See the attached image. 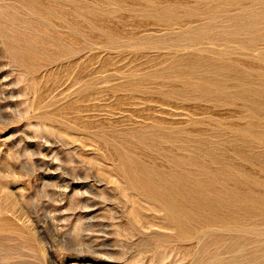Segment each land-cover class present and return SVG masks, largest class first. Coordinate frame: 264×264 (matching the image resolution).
Wrapping results in <instances>:
<instances>
[{"label":"rangeland","instance_id":"rangeland-1","mask_svg":"<svg viewBox=\"0 0 264 264\" xmlns=\"http://www.w3.org/2000/svg\"><path fill=\"white\" fill-rule=\"evenodd\" d=\"M0 264H264V0H0Z\"/></svg>","mask_w":264,"mask_h":264}]
</instances>
